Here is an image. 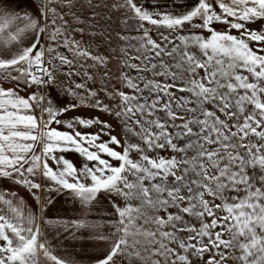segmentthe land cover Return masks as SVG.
<instances>
[{
	"label": "snow or ice",
	"instance_id": "obj_1",
	"mask_svg": "<svg viewBox=\"0 0 264 264\" xmlns=\"http://www.w3.org/2000/svg\"><path fill=\"white\" fill-rule=\"evenodd\" d=\"M50 234L264 264V0H0V264H77Z\"/></svg>",
	"mask_w": 264,
	"mask_h": 264
},
{
	"label": "crops",
	"instance_id": "obj_2",
	"mask_svg": "<svg viewBox=\"0 0 264 264\" xmlns=\"http://www.w3.org/2000/svg\"><path fill=\"white\" fill-rule=\"evenodd\" d=\"M14 6H15V4H14ZM5 86H7V85H5ZM21 94L22 95H26V93H21ZM36 115L39 117V115H40L39 110H37ZM76 115H83V116H86V117L87 116H92V115H100L101 119L108 120L109 123L113 124L114 134H116L117 136L121 135V131H120L119 127H117L116 124L113 121H111V119L109 117H107V116H105L103 114L91 112V111H88V110H80V109L68 114V116H76ZM53 127H55V125H53ZM72 158L75 159V157H72ZM65 206L67 207V206H70V205H65ZM49 239L52 241V243L54 245L57 246V250L61 254H63L66 251L67 252H73L74 253V257L73 258L77 259V264H95V259L94 258L95 257H99L102 254V250L101 249H99V248H96V249L90 248V249H88L87 256H85L84 259L80 260L75 255V253H79L80 252V250L78 248L77 249H72V248L65 249L64 247H62L63 242L60 241L58 243L57 239L54 236H52L51 234L49 235ZM89 257H92V259H90Z\"/></svg>",
	"mask_w": 264,
	"mask_h": 264
},
{
	"label": "rangeland",
	"instance_id": "obj_3",
	"mask_svg": "<svg viewBox=\"0 0 264 264\" xmlns=\"http://www.w3.org/2000/svg\"><path fill=\"white\" fill-rule=\"evenodd\" d=\"M54 95H55V93H54ZM120 129V128H119ZM120 131H121V129H120Z\"/></svg>",
	"mask_w": 264,
	"mask_h": 264
}]
</instances>
